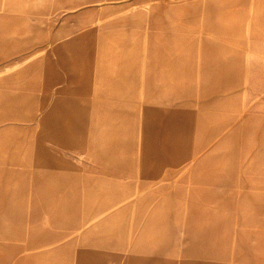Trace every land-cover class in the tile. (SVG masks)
<instances>
[{
  "label": "rangeland",
  "instance_id": "rangeland-1",
  "mask_svg": "<svg viewBox=\"0 0 264 264\" xmlns=\"http://www.w3.org/2000/svg\"><path fill=\"white\" fill-rule=\"evenodd\" d=\"M0 0V264H264V0Z\"/></svg>",
  "mask_w": 264,
  "mask_h": 264
},
{
  "label": "crops",
  "instance_id": "crops-1",
  "mask_svg": "<svg viewBox=\"0 0 264 264\" xmlns=\"http://www.w3.org/2000/svg\"><path fill=\"white\" fill-rule=\"evenodd\" d=\"M229 2H232L230 5H229V7H230V9L228 10L229 11V13L231 14V15H236L237 14V7H238V5H241V3H239V1H237V0H231V1H229Z\"/></svg>",
  "mask_w": 264,
  "mask_h": 264
}]
</instances>
